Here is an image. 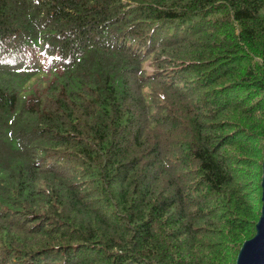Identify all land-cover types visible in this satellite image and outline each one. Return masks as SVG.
<instances>
[{"label":"trees","instance_id":"16d2710c","mask_svg":"<svg viewBox=\"0 0 264 264\" xmlns=\"http://www.w3.org/2000/svg\"><path fill=\"white\" fill-rule=\"evenodd\" d=\"M263 154L264 0H0V264H234Z\"/></svg>","mask_w":264,"mask_h":264},{"label":"water","instance_id":"95a60500","mask_svg":"<svg viewBox=\"0 0 264 264\" xmlns=\"http://www.w3.org/2000/svg\"><path fill=\"white\" fill-rule=\"evenodd\" d=\"M260 209L253 236L242 242L234 264H264V154L260 166Z\"/></svg>","mask_w":264,"mask_h":264},{"label":"rangeland","instance_id":"374dc122","mask_svg":"<svg viewBox=\"0 0 264 264\" xmlns=\"http://www.w3.org/2000/svg\"><path fill=\"white\" fill-rule=\"evenodd\" d=\"M145 70L147 71V72H151V69L149 68V67H147L146 66V64H145ZM261 160H262V156H260V157H258L257 159H256V163H255V165H254V169L256 170V171H260V166H261ZM260 175H261V171H260ZM260 175H258V177H257V179H255L254 180V183L256 184L255 186L253 185V187H257V188H259V181H260V179H259V176ZM260 190V189H259ZM258 190V191H259ZM260 192V191H259ZM255 198H257V192L255 193Z\"/></svg>","mask_w":264,"mask_h":264}]
</instances>
